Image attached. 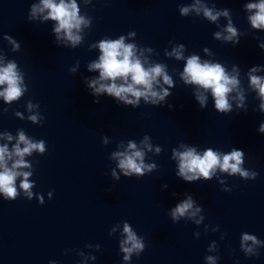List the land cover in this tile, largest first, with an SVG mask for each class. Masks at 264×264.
I'll return each mask as SVG.
<instances>
[{
	"label": "water",
	"instance_id": "water-1",
	"mask_svg": "<svg viewBox=\"0 0 264 264\" xmlns=\"http://www.w3.org/2000/svg\"><path fill=\"white\" fill-rule=\"evenodd\" d=\"M249 3L259 0H76L85 23L73 30L81 37L73 46L63 32L57 39L58 22L44 19L48 9L32 16L41 0H0V67L15 63L22 89L11 102L0 96V146L12 152L20 132L44 142L43 152L26 153L27 166L16 169L30 173L31 197L20 187L23 176L16 177L14 200L0 192V264H264V109L248 75L258 67L252 74L264 77V28L252 27L248 17L256 9L249 11ZM204 7L228 15L211 21ZM229 22L235 45L223 39ZM121 36L145 68L164 66L172 86L162 77L154 82L156 91L168 89L163 101L125 104L88 87L99 78L98 69H89L101 55L99 43ZM181 45L177 59L173 49ZM192 55L238 72L243 101L234 90L231 111L218 112L210 89L185 83L181 74ZM130 142L151 170L125 175L119 168L114 153L130 154ZM186 147L200 155L212 149L221 158L242 150L240 167L250 177L216 167L208 179L187 181L173 157ZM5 159L11 168L19 157ZM189 196L192 209L174 219L172 210ZM125 223L144 244L127 260ZM245 234L258 243L242 247Z\"/></svg>",
	"mask_w": 264,
	"mask_h": 264
},
{
	"label": "clouds",
	"instance_id": "clouds-1",
	"mask_svg": "<svg viewBox=\"0 0 264 264\" xmlns=\"http://www.w3.org/2000/svg\"><path fill=\"white\" fill-rule=\"evenodd\" d=\"M197 3H199V0H197ZM193 7L199 13L200 8L195 5ZM246 8L249 11L256 9L255 13L248 17L252 27L264 28V0H259V3L255 4L249 3L246 5ZM45 9L49 11L44 19L51 18L58 22L54 28L57 39L60 38V34L63 32L64 37L73 46L78 44L81 37L73 30H79L81 24L85 23V21L82 17L78 16L76 0H70V2L59 0V4L55 0H41V5L32 6V16L35 17L37 12H44ZM181 12L186 15L189 12V8H182ZM203 14L211 21H216L220 15L227 16L228 11L224 10L223 13L216 12L214 14L211 9L204 7ZM226 31L228 35L223 37L224 40L232 41L234 45L239 43L238 39L233 40L234 37H237V30L232 27L231 22H229ZM215 35L216 38H221V33L217 32ZM260 47L264 48V44H261ZM182 48L183 45L179 49H173V53L177 59L182 58L180 50ZM99 49L101 55L98 62H93L89 65L90 70H99V78L88 82V87L93 89L94 94L107 93L124 101L125 104L133 105L137 104L141 97L145 101L157 104L169 95L166 88H161L160 91L154 89V82L159 83L158 77L163 78L164 84L169 86L173 84L171 77L165 72L164 66L156 64L155 66L145 68L141 60L135 55V46L133 44H125L123 36L117 40H102L99 43ZM233 70L235 71V68ZM258 70V67H253L248 75L251 87L258 90V96L262 101L260 106L264 109V77L252 74ZM238 74L237 72L236 75H230L221 64L209 63L208 61L201 63L198 56L192 55L187 59L181 76L185 83L199 85L205 91L210 89L215 99V109L218 112L227 113L232 109V105L229 103V93L236 90L237 98L240 101L244 99L242 91L238 88L240 83L237 79ZM117 78L122 82L118 84L116 82ZM20 81L21 76L17 72L15 63L9 62L7 66L0 67V85H7L3 91H0V96H3L7 102L20 97L22 94ZM105 81H110V83H106ZM129 95L135 99H129ZM196 99L199 101L201 107H204L206 96L203 93H199ZM94 103H99V100H95ZM241 106L242 104L237 105V107ZM31 119L35 121L36 117L33 116ZM260 131H264V123L260 125ZM8 139L11 140L12 137L8 136ZM21 142L25 147H20ZM146 146L151 147L150 145ZM128 148L132 150L130 154L128 152L114 153L115 156L120 157L118 166L124 171L125 175H131L132 173L142 174L143 167H148L151 170V166L143 165V153L136 150L134 143L130 142ZM34 149L43 152L44 142L32 143L25 137L23 132H20L19 139L12 152H9L7 145L0 146V169H2L0 171V192H3L6 198L14 200L17 197L18 193L15 187L17 176L24 177L20 187L31 197L32 193L29 190L32 185L27 179L30 173L18 172L16 169L21 166H27L23 157ZM13 155L19 157V159L9 168L5 158H11ZM243 155V151L239 149H233L229 154L223 155L222 158L219 153L214 152L212 149L206 150L203 155L198 154L194 147H186L184 151L173 150V157L179 160V172L177 175L187 181L197 180L201 176L208 179L216 167H219L222 171H230L233 174L239 173L242 177L249 178V172L240 167L243 163ZM138 158L139 163L137 162ZM256 175V173H252L251 178L254 179ZM192 207L193 201L191 196H189L187 200L177 204L172 210L171 215L174 219L184 216ZM198 211L199 208L192 212L191 215H195V212ZM124 232L127 233V239L122 242L121 248L126 253L124 259L127 260L129 254L134 250L137 252L143 250L144 244L137 239L135 233L131 231L127 223L124 225ZM248 240L258 243L254 236L245 234L241 246L243 247V242ZM125 244H130L131 246L124 247ZM246 251L251 252V249L248 248ZM207 259L213 261L214 258L208 257Z\"/></svg>",
	"mask_w": 264,
	"mask_h": 264
}]
</instances>
